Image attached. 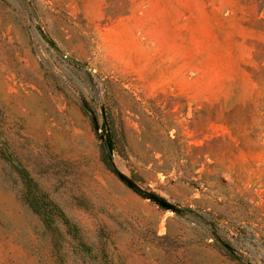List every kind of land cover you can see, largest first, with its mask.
<instances>
[{"label":"rangeland","instance_id":"rangeland-1","mask_svg":"<svg viewBox=\"0 0 264 264\" xmlns=\"http://www.w3.org/2000/svg\"><path fill=\"white\" fill-rule=\"evenodd\" d=\"M0 264H264V5L0 0Z\"/></svg>","mask_w":264,"mask_h":264},{"label":"water","instance_id":"water-1","mask_svg":"<svg viewBox=\"0 0 264 264\" xmlns=\"http://www.w3.org/2000/svg\"><path fill=\"white\" fill-rule=\"evenodd\" d=\"M107 149L110 153H112L113 145H112V142L109 138H107ZM118 176L129 188H131L132 190H134L136 193L140 194L144 198L151 200L152 202L156 203L158 206H160L161 208H163L165 210H172L174 212H178V209L175 208L174 206H172L171 204L161 200L160 198H158L154 195L148 194V193L142 191L141 189H139L131 180H129L128 178H126L122 174L119 173Z\"/></svg>","mask_w":264,"mask_h":264},{"label":"trees","instance_id":"trees-1","mask_svg":"<svg viewBox=\"0 0 264 264\" xmlns=\"http://www.w3.org/2000/svg\"><path fill=\"white\" fill-rule=\"evenodd\" d=\"M256 1L260 3V6L261 7L264 5V0H256ZM102 161L105 163V165L107 166V168L113 172V168H112V164H111V159H110V156H109V152H108L107 147H104L102 149ZM33 205H35V204H33ZM50 207H52V206L50 205ZM49 210H50V208L48 209V207H47V209L44 212H42L41 215H44V213L45 214H48L49 213Z\"/></svg>","mask_w":264,"mask_h":264}]
</instances>
